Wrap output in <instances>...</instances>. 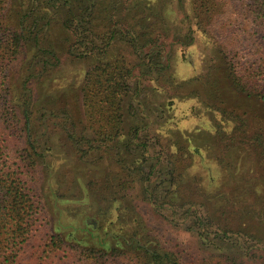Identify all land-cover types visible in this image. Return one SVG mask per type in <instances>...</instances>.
I'll return each instance as SVG.
<instances>
[{"label":"rangeland","instance_id":"1","mask_svg":"<svg viewBox=\"0 0 264 264\" xmlns=\"http://www.w3.org/2000/svg\"><path fill=\"white\" fill-rule=\"evenodd\" d=\"M84 6L97 43L116 30L106 53H81L72 10ZM255 7L253 0H8L0 19L3 33L23 31V21L26 37L16 52L0 38V60L9 73L0 105L21 113L24 98H30L34 183L42 204L18 264H79L86 255L82 248L104 245L108 252L116 244L109 228L126 234L141 227L175 249L199 245L217 255L216 261L264 264V31L255 21ZM119 31L176 40L160 47L161 54L147 48L146 59L131 51ZM120 57L141 63L125 83L131 93L136 85L140 90L115 146L74 144L71 129L79 137L94 135L81 100L87 71ZM150 57L165 67L146 75L143 63ZM230 72L243 78L249 92L232 84ZM0 111L6 123L7 112ZM9 131L12 153L27 147L14 126ZM140 170L152 173L160 196L176 189L174 177L178 192L172 196L191 200L192 209L145 200L141 187L147 182L138 178ZM52 235L64 242L58 253L48 252ZM104 263L131 264L113 258Z\"/></svg>","mask_w":264,"mask_h":264},{"label":"trees","instance_id":"2","mask_svg":"<svg viewBox=\"0 0 264 264\" xmlns=\"http://www.w3.org/2000/svg\"><path fill=\"white\" fill-rule=\"evenodd\" d=\"M253 1L256 5L254 10L255 21L257 26L264 31V0ZM7 3L8 0H0V19L5 16ZM87 10V6L79 8L78 11L72 10V14L77 18V21L74 25L71 23V19H68L67 22L72 24V32L81 43L80 45L84 47L82 54H93L96 51L101 54L106 53L111 42L117 37L115 35L116 30L113 29L109 37L103 38L101 44L97 43L91 37L95 33L92 24L90 26L91 17L87 15ZM124 25L126 24L124 23ZM2 26L3 23L0 20V38H4L6 35V33H3ZM19 27L24 28V30L21 31L19 28H14L13 33L5 37L14 52L19 50L21 40L26 37L23 21L19 23ZM128 28L127 26V30H129ZM122 32H118L119 37L122 40H127L131 45V51L142 52L145 58L147 48H152L154 52L161 54L160 47H163L165 43L172 45L176 40L166 42L169 37L164 34L163 36L157 34L141 39L135 33L124 34ZM34 42L39 44L37 39ZM38 51H41L42 54L46 53L49 58L56 56L55 51L52 49L38 48ZM263 56L264 53H261L260 57ZM6 65L5 59L2 58L0 60V98H4L9 91V73L6 70ZM139 65L128 63L127 57H120L114 62H99L87 71L81 88V100L85 108V118L90 123L89 126L93 129L94 135L92 138H88L86 135L79 137L77 132L71 129L68 137L74 144L87 141L115 146L114 142L119 138L121 130L124 128V115L127 108H129L132 101H135L134 96L140 90V85H136L133 93H131L127 90L125 83L130 77L137 74L136 72L140 70ZM143 66L147 67L144 72L146 75L154 73L159 70L158 68L165 67L157 59L155 62L153 57H150L149 61L145 60ZM262 70L263 66L259 65L257 71ZM232 72H230L232 84L243 92H249L247 90L248 86L243 83V78L241 76H233ZM25 85L26 81L22 84V90L25 89ZM260 96L264 97V94L260 93ZM33 98L35 101L38 100L35 95H33ZM127 98L129 99L128 103L126 101ZM3 105L5 104L3 103ZM3 105H0V109L3 108L7 112L8 117L6 123L0 121V264H18L20 254L37 226L42 208L34 183L37 178L35 170L37 165L36 144L35 137L31 132L34 109L31 107L30 98L27 100L26 97L23 100L21 113L14 106ZM20 122H22L23 126L19 125ZM12 126L15 127L16 134L19 132L25 136V143L27 144L26 148L20 149L19 147L14 153L9 149L8 141L9 130L12 129ZM135 136H139V134L135 133ZM144 142V145H146L147 141ZM82 152L84 155L87 154V151ZM174 164L172 163V165ZM133 170H137V168ZM177 171L178 169L174 167V176L177 175ZM151 174L141 175V170L137 174L142 182H147L141 187L145 200H152L161 207L187 208L188 210L186 211L192 209L191 205L193 203L191 200H186L178 195L176 197L172 196L178 192L177 182H175L176 179L174 177L172 184L176 189H172L171 193L168 192L164 196H160L158 194V186L151 183ZM185 232L191 233V231L187 230ZM198 234L202 237L206 236L204 232ZM107 235L114 238L116 244L108 252L104 245L82 248V253L86 255L79 260V264H105L106 258L123 259L124 262L131 264H229V262L216 261L217 255L214 253L213 255L207 254L206 250L199 245L196 248L188 245L178 249L173 246H167L163 241L154 238L144 227L133 228L131 232L126 234L114 233L109 228ZM63 244L64 242L59 235L50 236L47 242L48 252L58 253L60 248H63ZM218 257H221V255H218Z\"/></svg>","mask_w":264,"mask_h":264}]
</instances>
